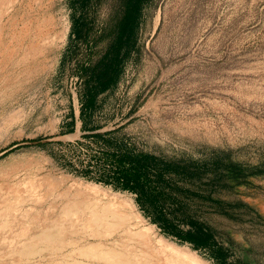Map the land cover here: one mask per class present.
Here are the masks:
<instances>
[{
	"label": "rangeland",
	"instance_id": "1",
	"mask_svg": "<svg viewBox=\"0 0 264 264\" xmlns=\"http://www.w3.org/2000/svg\"><path fill=\"white\" fill-rule=\"evenodd\" d=\"M127 7L0 0V264H57L71 249L12 258L26 240L17 228L70 229L79 220L62 216L67 205L120 199L149 229L127 237L134 220L104 241L149 245L135 252L130 240L124 253L162 264L159 250L173 247L200 263L264 264V0H139L120 35ZM113 153L171 164L170 198L124 191ZM205 233L199 248L191 239Z\"/></svg>",
	"mask_w": 264,
	"mask_h": 264
},
{
	"label": "bare ground",
	"instance_id": "2",
	"mask_svg": "<svg viewBox=\"0 0 264 264\" xmlns=\"http://www.w3.org/2000/svg\"><path fill=\"white\" fill-rule=\"evenodd\" d=\"M80 194L83 196L82 193ZM133 209L132 204L124 199L115 202H106L104 205L98 202L69 204L64 208L62 216L77 217L79 220L77 227L69 229L65 226V221L61 220L46 221L43 224L33 221L27 226L30 228L29 231L22 230V227L20 230L17 228V234L21 233L23 236L26 234V240L19 245L13 246L9 250V254L12 258L19 257L30 261L39 258V256L42 257L45 253H49V256L52 258L59 257L60 252H65L66 248H69L71 249L70 252L65 255L64 259L57 261V264H160L161 262L155 263L153 259L150 258V260L143 254L135 255L124 253V250L131 245V239H133L131 237L128 239H118L112 245L104 242L107 238H113L117 232L125 230L127 228L126 226L131 221L134 222V220H136L134 223L136 231L133 232L126 229L127 237L129 235L135 236L137 241L141 240V238H146L149 234V229H144L145 232L139 228V218L133 212ZM35 224L37 226L33 229ZM5 227H7V223H0V230ZM69 232L85 234L86 237L79 238L78 241H73L67 236ZM132 242L137 245L135 252H144V246H149L144 245L142 242L140 243V241ZM163 242L160 239L159 246L162 247ZM139 248L140 250L138 251ZM148 251L154 252L152 248H149ZM159 251L166 252L163 255L162 264L200 263L198 260L197 262L199 263L195 262L196 260L194 261L191 255L187 253L188 251L181 250L183 253H180V251L173 247L170 249H164L162 247ZM193 252H191L192 256L195 253ZM0 258H3V255L0 254ZM14 264L19 263L15 262ZM200 264L208 263L201 262Z\"/></svg>",
	"mask_w": 264,
	"mask_h": 264
},
{
	"label": "trees",
	"instance_id": "3",
	"mask_svg": "<svg viewBox=\"0 0 264 264\" xmlns=\"http://www.w3.org/2000/svg\"><path fill=\"white\" fill-rule=\"evenodd\" d=\"M138 3L139 0H128L127 11L119 25L121 31L120 35L125 33L126 29H128L131 23L136 19ZM92 97L93 101L95 96ZM41 141L43 140H38L37 142L41 143ZM18 145H20V143L14 144L8 149L9 151L7 153L16 150V146ZM107 157H109L113 165H115L113 166L114 173L117 179L121 181V187L124 191L135 192L140 198L144 195H150L157 201L170 198V195L167 194L164 188L168 186L167 184L170 185L165 179L164 172L175 169L171 164L161 166L156 156L144 154L113 153ZM199 231H202V229ZM204 235V238H192L191 240L196 243L197 247L206 248L210 246L211 240L209 234L205 233ZM223 253L224 252H221L219 255H223Z\"/></svg>",
	"mask_w": 264,
	"mask_h": 264
},
{
	"label": "crops",
	"instance_id": "4",
	"mask_svg": "<svg viewBox=\"0 0 264 264\" xmlns=\"http://www.w3.org/2000/svg\"><path fill=\"white\" fill-rule=\"evenodd\" d=\"M92 96H86L85 97V100H84V102H83V104H82V106H84V107H88V105H89V103H90V101H92ZM82 99H83V97H82ZM141 154H144V155H152V154H147V153H141ZM153 156H155V155H153Z\"/></svg>",
	"mask_w": 264,
	"mask_h": 264
}]
</instances>
